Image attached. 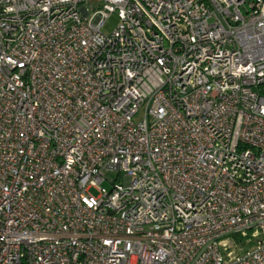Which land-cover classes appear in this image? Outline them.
<instances>
[{
  "label": "built area",
  "instance_id": "1",
  "mask_svg": "<svg viewBox=\"0 0 264 264\" xmlns=\"http://www.w3.org/2000/svg\"><path fill=\"white\" fill-rule=\"evenodd\" d=\"M86 2L0 0V264H264V0Z\"/></svg>",
  "mask_w": 264,
  "mask_h": 264
},
{
  "label": "rangeland",
  "instance_id": "2",
  "mask_svg": "<svg viewBox=\"0 0 264 264\" xmlns=\"http://www.w3.org/2000/svg\"><path fill=\"white\" fill-rule=\"evenodd\" d=\"M94 3H98L97 0H87V2H86L87 5H91ZM118 22H119V18H118L117 13L110 14L109 17L106 19L104 26L102 27V32L105 34L110 33L113 30V28L118 24ZM113 180H114L113 175H108L107 180H105L102 183V187H104L106 189H110L111 188V182ZM91 192L96 193V190L92 188Z\"/></svg>",
  "mask_w": 264,
  "mask_h": 264
},
{
  "label": "trees",
  "instance_id": "3",
  "mask_svg": "<svg viewBox=\"0 0 264 264\" xmlns=\"http://www.w3.org/2000/svg\"><path fill=\"white\" fill-rule=\"evenodd\" d=\"M249 234H247V236L242 237L241 234H235L232 235L233 239L237 242L240 243L242 245H244L246 242V239L248 238Z\"/></svg>",
  "mask_w": 264,
  "mask_h": 264
}]
</instances>
